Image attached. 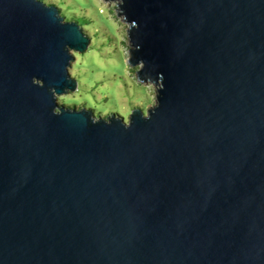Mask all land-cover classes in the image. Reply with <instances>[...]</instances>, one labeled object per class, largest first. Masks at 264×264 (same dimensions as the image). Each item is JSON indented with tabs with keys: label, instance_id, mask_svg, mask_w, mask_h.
<instances>
[{
	"label": "water",
	"instance_id": "95a60500",
	"mask_svg": "<svg viewBox=\"0 0 264 264\" xmlns=\"http://www.w3.org/2000/svg\"><path fill=\"white\" fill-rule=\"evenodd\" d=\"M118 1L128 122L57 102L76 22L0 0V264H264V0Z\"/></svg>",
	"mask_w": 264,
	"mask_h": 264
},
{
	"label": "rangeland",
	"instance_id": "374dc122",
	"mask_svg": "<svg viewBox=\"0 0 264 264\" xmlns=\"http://www.w3.org/2000/svg\"><path fill=\"white\" fill-rule=\"evenodd\" d=\"M53 2L66 18L89 24V47L82 53L71 51L74 60L68 67L70 75L78 81L75 91H67L57 102L86 107L96 117L107 118L119 114L125 122L131 112L147 109L156 103L154 83H141L136 70L140 66L128 63L130 42L129 24L116 5L118 0H41ZM74 107L73 105H68Z\"/></svg>",
	"mask_w": 264,
	"mask_h": 264
},
{
	"label": "trees",
	"instance_id": "16d2710c",
	"mask_svg": "<svg viewBox=\"0 0 264 264\" xmlns=\"http://www.w3.org/2000/svg\"><path fill=\"white\" fill-rule=\"evenodd\" d=\"M41 1V0H40ZM49 4L50 5H55L53 2H49ZM56 6V5H55ZM57 8V7H56ZM58 10H59V12H60V14H61V9L60 8H57ZM62 15V14H61ZM63 16V18L65 19V20H72L73 22H76L80 27H81V29L86 33L85 35L89 38V33H88V29L87 28H89V24H91V22H88V20L86 21H84L83 23H80V21L79 20H75V19H73L72 17L71 18H66L64 15H62ZM90 39V38H89ZM65 105H73V106H78V104H71L68 100L67 101H64L63 102ZM92 110V109H91ZM93 111V110H92ZM116 115H119V114H116ZM120 117V116H119Z\"/></svg>",
	"mask_w": 264,
	"mask_h": 264
}]
</instances>
